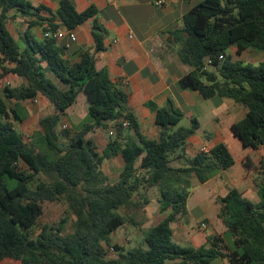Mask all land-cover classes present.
I'll return each instance as SVG.
<instances>
[{
	"label": "trees",
	"instance_id": "1",
	"mask_svg": "<svg viewBox=\"0 0 264 264\" xmlns=\"http://www.w3.org/2000/svg\"><path fill=\"white\" fill-rule=\"evenodd\" d=\"M0 9V81L10 74L24 80L0 95V263L10 259L21 264H211L216 260L264 264V178L257 185V203L235 188L217 199L218 217L231 242L216 235L207 236V244L199 248L173 241V224L188 216L193 179L206 184L230 170L235 159L225 143L188 157V140L200 125L193 119L191 127L179 126L185 115L171 103L147 104L155 114L158 136L148 139L142 134L129 107V93L111 79L108 69H97L108 37L103 25L95 22V44L78 61L68 59L67 46L55 38L37 41L28 35V46L22 50L8 28L12 10L31 17L35 9L50 12L59 21L51 20L45 32L60 27L74 31L97 15L95 7L79 12L73 1L63 0L54 13L44 6L34 8L28 0H0ZM183 24L172 35L181 44V61L193 71L180 80L181 88L244 107L246 116L232 125V134L245 148L260 149L264 61L254 66L238 58L248 50L264 52V0H204L184 16ZM233 46L237 59L227 55ZM81 93L88 99V114L78 128L63 130V119ZM39 97L54 107V113L41 117L39 129L26 137L17 128L29 117L23 103ZM11 101H15L12 107ZM111 128L114 134L100 151L91 134ZM115 157H122L125 165L118 180L110 183L103 166ZM181 161L182 167L174 165ZM153 188L159 190L164 216L144 233L147 248L113 245L112 236L119 229L138 226L120 211L142 205L135 202L136 196ZM46 203L66 204L68 215L36 233ZM70 222L73 231L67 233ZM111 249L115 257H109Z\"/></svg>",
	"mask_w": 264,
	"mask_h": 264
},
{
	"label": "crops",
	"instance_id": "2",
	"mask_svg": "<svg viewBox=\"0 0 264 264\" xmlns=\"http://www.w3.org/2000/svg\"><path fill=\"white\" fill-rule=\"evenodd\" d=\"M28 1L34 8L44 6L55 13L60 8L63 0ZM71 1L74 2L79 12L95 7L98 13L94 18L73 31L77 40L69 44L66 57L72 61H78L82 52L94 46L93 32L95 22L103 25L108 30V37L105 40L106 49L99 56L97 69H108L111 79L129 93V107L135 113L142 134L145 137L148 139H155L158 136L155 114L151 112L147 104L154 102L159 107H166L171 103L175 108L180 109L184 113V117H187L190 122L196 119L200 125L197 133L188 140V157L193 158L196 156L201 152L202 147L211 149L219 143H225V138L220 131L222 117L226 115L229 116L230 119H233L239 115L240 117L242 116L243 119L246 116V110L243 109L244 107H239L241 105L235 102H214L213 100H216L217 97L205 99L198 92L189 89L184 90L180 85V80L184 76L190 74L193 69L181 61L179 57L181 44L175 39L172 32L176 29L183 28L184 16L196 6L192 3L194 0H164L165 3L162 7H157L155 5L157 0ZM31 12L33 13L31 17L24 16L18 10H12L9 13L8 28L17 42L22 44V50L26 49L28 46V35L37 41H42L44 39V29L49 26L51 20L59 24V21L54 19L53 15L48 11H36L32 9ZM32 23H34V26H31ZM60 29L64 28L60 27ZM60 42L67 45L69 40L65 38ZM236 51L237 47L233 46L228 50L227 55L231 57L235 55V59H237ZM250 51L251 50L246 51L243 56L238 59L244 61V56ZM14 80L19 84L15 87L24 84V80L16 75H7L0 81V95H2L6 87H12V82ZM82 94L84 93L80 95ZM80 95L76 103L67 111V116L64 117L62 126L67 125L69 129H73L76 126L78 127L86 118L89 110V102L87 97H85L82 103L83 107L82 105L79 107L78 102ZM39 99L47 102L43 97H39ZM12 102L15 104V101ZM235 123L237 122H231L229 126L231 133V127ZM108 131L111 136L113 129L111 128ZM101 132L102 129H97L91 134V137L95 141L99 140L98 136H101ZM128 133L134 136L133 132ZM238 140L240 141L239 138ZM242 148L245 150V153H241L239 160H237L236 156L232 153L235 159V165L230 170H233L239 162L241 163V170L237 174V179L232 180L231 178V182L224 181L221 177L224 171L212 177L206 184H200L197 180L195 181V179H193V188L187 203L188 216L184 218L185 222L189 220V203L191 200L201 204V206L205 208L206 213H209L211 205L214 203L217 209L213 216L219 219L218 213L220 207L217 199L226 194L231 188L239 190L243 193L244 197L252 202H259L257 185L259 183L258 179L264 178L262 177L264 146L258 150L245 148L244 146ZM248 150H250V152H248ZM245 163L251 168L250 172L246 171ZM124 165L122 157L111 158L104 162L103 172L108 177L109 172L117 174V170H119L120 175L124 169ZM174 165L176 167L183 166L180 165V162H176ZM108 170L109 172H107ZM199 186L204 189L198 192ZM154 189L155 188L150 189L147 192V199L149 200V206H157V208H159L160 195L156 198L150 197ZM161 219L162 218H160L158 222ZM205 221L208 222L210 226L212 225L211 219L206 216V218L201 221L198 227L199 229L202 230L201 225L205 224L203 223ZM219 221L221 220L219 219ZM179 222H176L172 226L174 242L176 240L182 244L194 245V248H199L207 244V230L206 232L204 231L205 233H203V231H198V229L189 230L186 224L182 225ZM224 232V235H226L227 229L225 226ZM202 241L205 243L197 246V243ZM140 246L144 249L147 248L144 241ZM221 261L225 264H229L226 260ZM0 264L21 263L7 259Z\"/></svg>",
	"mask_w": 264,
	"mask_h": 264
},
{
	"label": "rangeland",
	"instance_id": "3",
	"mask_svg": "<svg viewBox=\"0 0 264 264\" xmlns=\"http://www.w3.org/2000/svg\"><path fill=\"white\" fill-rule=\"evenodd\" d=\"M202 0H194L192 3L195 5H198ZM20 48L22 49V44L18 43ZM232 53V52H230ZM234 58L235 55H232ZM244 62L246 64H251L254 66L259 65L261 62L264 61V52L257 51V50H251L250 52H247L246 55L243 58ZM18 82L14 80L12 82V87L18 86ZM2 92V91H1ZM85 95L82 94L79 97V107L82 105L83 107V99H85ZM214 102L216 101H225L226 103H233L232 100H227V99H222L217 97L216 100H213ZM14 105V102H9V106L12 107ZM24 108L26 109L29 117L28 119L22 124V125H17V128L20 130V132L25 135L26 137H31L34 135V133L39 129V119L43 116L50 115L54 113L53 106L50 105L48 102L45 100H42L38 98V103L35 102H28V103H23ZM242 107V106H239ZM243 108V107H242ZM244 109V108H243ZM242 119V116L240 117L239 115L234 117L233 119H230L229 116H223L222 117V123L220 127V131L225 138V144L228 146L230 149L231 153H233L237 160H239V156L241 153H245L244 149L242 148V144L238 140V138H235L233 134L230 132V124L231 122H238ZM81 120V119H77ZM62 126V124H61ZM179 126L182 127H191V122L187 117H184ZM62 128V127H60ZM75 128H78L77 126ZM108 130H105L101 132V136L99 137V140L97 141L99 150L102 151L105 147V145L108 143L110 135L108 133ZM250 152V150H248ZM180 165H183V162H180ZM262 177H264V168ZM107 170V169H106ZM241 170V163L239 162L237 166L234 167L233 170H227L224 171L221 174V177L224 181L226 182H231L232 180L237 179V174ZM105 171V170H104ZM109 172V170L107 171ZM117 174H113V172L108 173V179L110 183H115L118 180L119 176V170H117ZM46 181H49L48 178L45 177ZM261 178L258 179V182H260ZM196 181V180H195ZM257 182V183H258ZM197 183V182H195ZM204 188H201V186L198 187V192L201 191ZM197 193V192H196ZM158 195H160L158 188H155L153 192H151L150 197L151 198H156ZM148 193L146 194H141L140 196H136L135 202H142V205H133L129 208H123L120 212L122 214L132 216L135 221L138 223V226H133V225H127L120 229L118 232H116L112 236V244H119V245H124L128 249L134 248L136 246H140L143 244L144 241V233L153 225H155L160 218L164 216V214H161L160 209L157 208V206H149V203H145L144 198H148ZM219 205V204H218ZM220 207V206H219ZM216 206L211 205V212L206 213L205 208L201 206V204L195 202L194 200H191L189 203V217L188 221L185 222L184 218L180 220L179 223L182 225H185L188 227L189 230H196L198 231H203V233L206 232L208 236L210 235H216V236H225L224 235V225L222 224L219 219L215 218L213 215L216 212ZM68 207L66 204L62 203H46L44 205V215L40 218L38 222V226L35 228L36 233L40 231V228L46 224H52L56 223L57 221L61 220L62 218L66 217L68 215L67 213ZM209 217L211 219L212 225L210 226L208 222H203L206 224V229H199L198 227L201 224V221ZM210 226V227H209ZM73 231L72 228V223L70 222L66 228L67 233H71ZM205 231V232H204ZM226 241L231 242V236L227 234L225 236ZM175 243L183 246V247H195L194 245L186 244V243H179L175 240ZM205 242H198L197 246L203 245ZM116 252L115 251H110L109 252V257H115ZM211 264H225L221 260H216L212 262Z\"/></svg>",
	"mask_w": 264,
	"mask_h": 264
},
{
	"label": "built area",
	"instance_id": "4",
	"mask_svg": "<svg viewBox=\"0 0 264 264\" xmlns=\"http://www.w3.org/2000/svg\"><path fill=\"white\" fill-rule=\"evenodd\" d=\"M186 1H189V0H186ZM165 1L164 0H157L155 2V5L157 7H162L164 5ZM44 37L45 38H55L57 39L58 41H61L65 38H68L69 40V43L66 45L67 48H69V44L72 43V42H75L77 40L76 38V35L74 34L73 31H69L67 29H58L56 32H52V31H47L44 33ZM223 57H221L222 59ZM212 64V61L211 60H208L207 61V66L211 65ZM9 85V84H8ZM33 102L35 103H38V98L33 100ZM130 126L129 122L128 121H124L123 122V127L124 128H128ZM62 129H69L67 125H63L62 126ZM114 134V130H113V133L112 135ZM111 135V136H112ZM201 152H204V153H208L209 152V149L207 147H202L201 149ZM262 165H263V168H264V158L262 159ZM201 228L202 229H206V224H202L201 225ZM111 251H114L113 249H111Z\"/></svg>",
	"mask_w": 264,
	"mask_h": 264
}]
</instances>
